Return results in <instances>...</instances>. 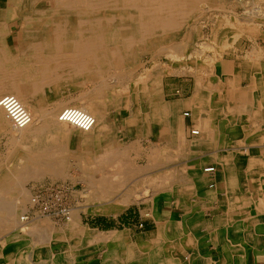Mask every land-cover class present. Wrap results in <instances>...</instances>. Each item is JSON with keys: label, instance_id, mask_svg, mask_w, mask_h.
Returning a JSON list of instances; mask_svg holds the SVG:
<instances>
[{"label": "bare ground", "instance_id": "bare-ground-1", "mask_svg": "<svg viewBox=\"0 0 264 264\" xmlns=\"http://www.w3.org/2000/svg\"><path fill=\"white\" fill-rule=\"evenodd\" d=\"M201 1L0 0V100L4 97L3 93L9 92V95H14L31 116L29 124L17 128L6 109L0 104V129L4 133L11 134L10 142H12L9 156L0 163V235H4L0 240V257L8 259L13 256L16 260L15 264H85L72 248L70 250L57 245L55 240L46 242L42 237L43 233L39 232L41 226L50 229V225L47 223V216L42 215V211L41 215H37V210L35 212L33 208L35 198L30 199L29 192L24 189L26 181L40 179L46 175L62 178L65 175L66 166L70 164L68 160L74 159L73 164L82 172V180L86 181L92 189L94 194L91 197L92 200L101 201L93 203L95 207L92 209L99 212L115 213L125 208L131 201V195L134 194L129 190H123L125 193L122 191L124 194H119L121 198L112 199L117 190L124 187V182L134 175L133 171L138 170L136 165L130 162L129 153L130 149L136 151L134 139L141 134L142 129L148 136L160 139L157 145L159 154L154 157L156 161L154 166L159 167L158 172H163L162 165L158 166V163L164 164L171 159L170 156L175 159L177 156L185 154V150L182 148L189 143L185 136L184 113H179L176 103L170 105L163 101L158 79V75H161L159 70H153L147 77L140 78V83H134L135 89L130 87L131 81L128 75L131 71L129 68V70L125 69V71L128 70L127 76L122 73H118V75L114 70L117 69L116 64L119 60L118 64H121L123 59H128L130 56L133 61V54L132 52L128 53V50L134 44L144 45L149 40L160 39L164 42L167 40L169 43L167 46L175 48L168 53L169 56L177 58L181 55L178 46L185 47L187 36L182 35L180 41L179 35H175L174 38L167 35L175 30L185 31L186 27H192L190 20L194 13L200 10L198 4ZM236 1L246 2L245 6H249L252 3L255 4L256 0ZM249 12L257 14L258 8ZM13 26L17 27L19 42L15 51L10 49L8 42L13 32ZM230 26L232 25L230 24ZM233 41L231 42L233 43ZM107 48L111 49L109 61L106 57L108 55ZM192 51L190 52L192 53ZM250 51L254 53L252 50ZM256 52V55H261V51L256 50ZM28 55L32 58L29 64L17 63V60L22 59L21 57L25 58ZM117 58L119 59L115 60ZM213 62H207L208 67L204 69L206 73L213 69L211 68ZM13 63H17L18 66L10 67L11 65H8ZM119 68L121 69V67ZM199 76L201 77V75ZM31 77L32 79H30ZM196 78L198 77L196 76ZM152 81L154 83L150 87L149 83ZM88 86L90 89L86 90ZM195 90L197 91V89ZM65 92L70 94L78 92L77 96L80 98L77 101L76 112L70 115L59 114L54 110V105L59 101L58 96ZM138 100H141L142 103L146 102L145 109L138 107ZM129 107H132L131 111ZM135 108L138 113L134 111ZM144 115L147 121L142 120ZM125 126H130L131 129L129 135L124 134L125 137H123L121 133ZM200 130L196 127L191 129V133L193 136H197L200 134ZM126 139L132 140L129 141L130 144ZM162 139H167V143L171 141L169 145L172 148L168 149L167 145H163V142L166 143V141L161 143ZM137 151L139 153L140 149L138 148ZM145 153L147 154V151ZM209 167L215 168L214 165ZM143 170L141 172L146 171ZM95 172L108 173H102L103 176L96 177ZM202 172H205V168L202 169ZM214 172L215 170L205 173L211 175ZM151 173H145L148 175L145 181H148L150 177L149 181L155 182L154 187L159 188V192L165 191V188L161 187L170 186H172L168 189L170 193L179 192L177 186L179 179L177 180L173 176L166 178V175L169 174H166L163 179L162 176ZM147 194L146 190L140 191L141 198L144 200L153 198L155 202L153 212L160 225V232H170L174 226L171 227L161 220V204L167 195L164 196V193H160L154 197ZM29 199L28 207L26 203ZM31 206L33 207L31 208ZM78 214L77 209L73 211L71 208L64 214V224L60 225L62 233L68 232L71 239H80L81 235H84L95 238V241L102 240L105 242L104 260L109 262L110 256L113 255L115 260L110 263L122 264L120 251L122 249L126 251L127 242L124 240L126 232L111 231L108 232L109 234H105L99 230L91 229L88 225H83ZM171 219L173 218L171 217ZM51 227L53 226L51 225ZM106 246L107 248H105ZM173 248H176L175 244ZM33 249L34 251H32ZM29 250L33 253L31 251L29 253ZM56 252H60L61 256L55 255ZM49 253L51 257H47ZM40 255L45 258H40ZM81 257H85V255H81ZM126 257L127 260L124 261V264L162 263L160 246L149 252V257L145 259L130 260L128 255Z\"/></svg>", "mask_w": 264, "mask_h": 264}, {"label": "crops", "instance_id": "crops-1", "mask_svg": "<svg viewBox=\"0 0 264 264\" xmlns=\"http://www.w3.org/2000/svg\"><path fill=\"white\" fill-rule=\"evenodd\" d=\"M245 51L217 58L204 77L192 75L176 102L179 113L189 112L183 118L189 144L181 155L178 195L161 204V220L173 229L138 237L131 227H115L120 211L103 212L93 229L127 232L133 248L160 246V264H264V52ZM196 127L200 134L193 136ZM213 165V174L202 172ZM127 251L130 260L147 254L144 248ZM15 261L0 257V264Z\"/></svg>", "mask_w": 264, "mask_h": 264}, {"label": "rangeland", "instance_id": "rangeland-1", "mask_svg": "<svg viewBox=\"0 0 264 264\" xmlns=\"http://www.w3.org/2000/svg\"><path fill=\"white\" fill-rule=\"evenodd\" d=\"M210 1H211V4L209 5ZM200 3H202V4H200ZM200 3L198 4L200 10L197 11L196 13H194L193 17L191 18L192 20H190L192 23V27H189V26L186 27L185 31L175 30L172 33H169V35H167L168 37L172 36L171 38H174L175 35H179L180 41H181L182 35L187 36L186 37L187 44L185 45V47L178 46L180 49L178 51H180L182 53L181 55H179L177 58L169 56L168 53H170V51L172 52V50H175V48H171V47L167 46L169 44V43H167V40L165 42L161 41L160 39H158L157 41L156 40H149V42L147 43L149 45H147V44L143 45V44L136 43L137 45L134 44V46L129 49L131 51L128 50V53L132 52V54H133L132 60L134 62L131 61L130 56L128 57V59H123L124 64L123 63L118 64V63H120L119 62L120 60H119V61H117V64L115 63L117 65V69H115L114 71H116L117 74L122 73V75L127 76L128 75L127 72L130 69L131 73H129V75H128L130 77L129 80L131 81L130 87L134 88V83H140V80L142 78L147 77L148 74H151L153 70H155V71L159 70L158 72H160L161 75H158V79H159V84H160L161 90H162V99L164 102L172 105V104H175L178 99H180L181 95H183V89H187L188 86H190L192 79H193L192 75L198 76L200 74L202 76L205 73L204 69H205V67H208L209 62H213V60L215 61L217 58H220L224 55L225 56L231 55L232 53H234V55H235V53L241 54V50H244V51L245 50L246 51L252 50L254 52V53H252V55L254 54V56L257 53L256 50L264 52V0H256L255 4L252 3L249 6H245L247 4L246 2L240 3L239 1L237 2L236 0H234V1L233 0H202ZM205 3H207V4L205 5ZM227 4H228V6H227ZM256 8H258L259 14L258 13L256 14L255 12H253V13L249 12L250 10L254 11V9H256ZM224 13L226 14V16ZM236 18H238V19H236ZM233 20H236V21H233ZM237 20H239V21H237ZM243 21H245V22L243 23ZM239 22H241V23H239ZM230 24L232 26H230ZM227 25H229V26H227ZM12 31L13 32L11 33V36L9 37L8 42L10 44V46H9L10 49L12 51H15V50H17L18 45H19L17 27L13 26ZM205 37H207V38H205ZM230 40L231 41L234 40L233 43ZM203 43L204 44L206 43L207 46H206V44H205V46H203L204 45ZM210 45H212V46H210ZM148 46H149V48H148ZM203 47H204V49H202ZM206 47L207 48L210 47V48L207 49ZM254 47H256V48H254ZM108 49H110V48L106 49L107 50L106 52L108 54V55H106V57H107V60L109 61L110 55H111V53H110L111 49L110 50H108ZM151 49H152V51H151ZM136 51H137V53H136ZM190 51H192V53ZM132 54H131V56H132ZM188 54H189V57H187ZM261 54H263V53H261ZM257 55L260 56V54H257ZM27 57H25V58L21 57L22 59L17 60L18 61L17 63H21L24 65L29 64V62L32 60V58L30 55H28ZM205 57H207V58H205ZM125 58H127V57L125 56ZM118 59L119 58H117L115 60H118ZM204 59H206V60H204ZM208 59H210V60H208ZM211 59H212V61H211ZM17 63L8 64V65L9 66L11 65L10 67H14V66H18ZM154 64H155V66H154ZM123 66H124V68H123ZM119 67H121V69ZM202 67H204V68H202ZM123 69H124V71H123ZM125 69H128V70L125 71ZM169 69H170V71L171 70H173V71L170 72ZM32 77L30 79H32ZM104 82H106V81H104ZM153 83H154V81L149 83L150 87L153 86ZM87 88L90 89L89 86L86 87V90H88ZM168 89H172L171 91H173V93H170L169 91H168L169 92L168 93L167 92ZM180 89L182 90V93H181ZM6 94L9 95V92L3 93L2 96H6ZM77 94H78V92H75L73 94H70L69 92H65L62 95H59L58 100L60 102L57 101V104L54 105V110H56V112L59 114L65 113V114L70 115V114L75 113L77 110L76 107L78 105L77 101H78V99H80L77 96ZM167 94H168V96H167ZM138 101H139L138 107H142V108L144 107L143 109H145V105H147L146 102L142 103L141 100H138ZM131 102L133 103V101H131ZM58 104L60 105V107ZM129 108L131 111L132 107H129ZM134 111L136 113H138L136 108L134 109ZM134 111H133V113H135ZM183 116H185V112H184ZM188 116H189V112H188V115L185 117H188ZM142 120L147 121V118H145V115L143 116ZM12 127H13V125H12ZM130 129H131L130 126H125L123 128V131L121 133L123 135V137H125V135H127V134L129 135ZM144 133H145L144 129H142L141 134H139L134 139L135 140L134 142L136 143V146H134V148L136 147L135 148L136 151L130 149V153H129V159H131L130 162L133 163L134 165H136V167L139 171L135 169L133 171V172H135L134 175L129 177L127 179L128 181L124 182V187H120V189L117 190V192L113 195L114 198L112 197V199H114V200L121 198L120 195L125 193L123 190H125V191L129 190L130 193L131 192L134 193L133 196L131 195V201H130L131 203L129 202V204L126 205L125 208L120 210L119 215H118L119 218L114 219V224H115L116 228L131 227L133 233L138 234V237L139 236L144 237L147 235L150 236L151 234H155L157 232L159 233V236H160L161 232H160V230L158 231V228H160V225H158L159 223L156 221L157 219L155 218L156 219L155 220L152 217V216H154V212H153L152 208H153L155 202H154L153 198H150L148 200L147 199L144 200L143 198H141L140 191L146 190V192L148 193L147 194L148 196L153 195L154 197H155V195H160V193H164V196L167 195V196H165V198H168V199H173L175 196H177L178 195L177 193L172 194L168 190L172 186L167 187V188L161 187V188H165V191L159 192V188L154 187L155 182L149 181L150 177H149L148 181L147 180L145 181V179L148 178V175H145V173L147 174V172H152L151 173L152 175H156V176L160 175V176H162L163 179H164L166 174H169V175H166V178L168 176H170V177L173 176L177 180L179 179L178 180L179 182H177V184L181 185L183 183V176H182L183 172H179V170L181 171L180 163H181V157L182 156H180V155L177 156L176 157L177 159L176 158L173 159L174 157L170 156L171 159L169 161L165 162L164 164L158 163V166L161 164L162 165L161 169H163V172H158L159 167H157V165L154 166V163L156 162L154 160V157L159 154V146H157V145H158L160 139L158 137H155V136H148L146 133L145 134ZM190 134L192 135L191 130H190ZM126 140L129 144L132 141V140L130 141L128 139H126ZM10 141H11V134L10 133H4V131H1V129H0V163L9 156V153L11 150L10 146L12 145V142H10ZM9 143H11V144L9 145ZM168 145H167L168 149L172 148L171 145H169V146ZM138 148L140 149L139 153L137 151ZM6 149H8V150H6ZM182 150H183V148H182ZM6 151H8V152L5 153ZM146 151H147V154L145 153ZM136 154H138V155H136ZM169 154L171 155V153H169ZM68 161H69L68 163H70V164L67 163L68 165L66 166V171L64 173L65 174L64 177L53 178V177H50L49 175H46L40 179H31L29 181H26L25 182L26 184L24 183L26 185L24 187V189H26L27 192H29L30 199L36 198V200L35 199L33 200L34 207L31 206V208L33 207L35 212H36V210L38 211L37 215H41V211H42V215L47 216V223L50 225L49 226L50 229H48V227H46V226H41L40 231L39 230L38 231L43 233L42 237L45 238L46 242H50L51 240H55L56 241L55 243L57 245L64 246L66 249L72 248L73 250H75L74 252H76L79 255V259H81L82 262L84 261L85 264H112L110 262L115 260L113 255L110 256L109 262H106L104 260L105 257L103 256V252H104L103 247L105 246V242H103L102 240H100V241L96 240L95 241V238L87 237V236L85 237L84 235H81L80 239H71V236L68 234V232L62 233V226L64 224L63 222H64V218H65V216L62 217V210L64 208H69V209L71 208V209H73V211L75 209H77L79 211L78 215L81 217L83 225L84 226L88 225L91 229H93L94 227L95 228L97 227L96 224H97L98 218H101V216H102L101 214L104 212V211L99 212V211H95L92 209L95 207V204H93V203L97 202L98 200H95V201L92 200L91 197H93V195H94L92 192V189L86 181L82 180L83 179L82 178V172L77 169L76 165L73 164L75 160L70 159ZM149 165H151V166L147 167ZM143 169L146 171H144ZM142 170L144 172H141ZM165 171H168V172H165ZM102 173L107 174L108 172H97V173L95 172V176L101 177V176H103ZM87 184H88V186H87ZM166 186H167V184H166ZM132 197H133V199H132ZM171 197H173V198H171ZM30 199L26 203V205L28 207L30 205L29 204ZM132 201H133V203H132ZM98 202H101V201H98ZM108 218H112V217L108 214H105L104 219L108 220ZM126 219H127V222L129 221V224H127V222H124V220H126ZM52 220L54 223L50 222ZM108 222H109V220H108ZM51 225L53 227H51ZM60 225H62V226H60ZM59 226H60L61 230H59L60 229ZM56 228L57 229L59 228V229L57 230ZM109 228H110V226L108 228H103V229L106 230ZM95 230H97V229H95ZM109 232H111V231H109ZM104 233L109 234L108 232H104ZM51 234H52V236H51ZM3 236L4 235H2V236L0 235V240H1V237H3ZM47 239H49V240H47ZM124 240H125V242H127V244H126V251L124 249H122L120 251V253H121L120 262L123 261L122 264H124V261L127 260V257L125 258V256H127V255L129 256L127 250L134 253L135 250L139 251L140 249L144 248L145 251L147 252L146 256H142V257L140 256L137 258L138 259L139 258L145 259V258H147V256H149L150 251H148L147 248H145V247H139V248L134 247L133 248V246L132 247L129 246V245H131V243L129 241L127 232H126V236H125ZM87 242H88V244H87ZM71 246H73V247H71ZM90 246L92 247V249ZM105 248H107V246ZM80 249H82V251H80ZM30 251L31 250H29L28 252L30 253ZM32 251H34V249ZM58 254H59V256H61L60 252L55 253V255H58ZM81 255H85V257H81ZM47 257H51V254L50 253L47 254ZM130 257L131 256H129V259H130ZM27 258H29V257H27ZM40 258H45V257L40 255ZM137 258H134V260H137Z\"/></svg>", "mask_w": 264, "mask_h": 264}, {"label": "built area", "instance_id": "built-area-1", "mask_svg": "<svg viewBox=\"0 0 264 264\" xmlns=\"http://www.w3.org/2000/svg\"><path fill=\"white\" fill-rule=\"evenodd\" d=\"M243 1V0H240ZM0 104L6 109L11 121L14 126L17 128H22L29 124L31 121L30 113L27 109L19 102V100L14 95H6L0 100ZM188 115V112H185V116ZM194 132V131H193ZM193 134V133H192ZM214 167L205 168V172H213ZM213 186V184H210ZM36 200V198H35ZM69 208H64L62 210V217L67 213Z\"/></svg>", "mask_w": 264, "mask_h": 264}]
</instances>
